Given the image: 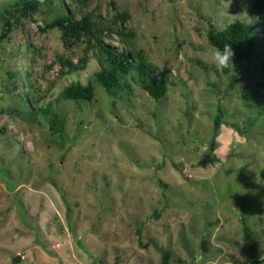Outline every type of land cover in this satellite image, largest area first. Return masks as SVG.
I'll use <instances>...</instances> for the list:
<instances>
[{"label":"rangeland","instance_id":"1","mask_svg":"<svg viewBox=\"0 0 264 264\" xmlns=\"http://www.w3.org/2000/svg\"><path fill=\"white\" fill-rule=\"evenodd\" d=\"M255 1L88 0L85 11L101 22L127 15L128 45L114 33L105 43L139 53L151 77L168 71L159 101L136 72L114 96L95 84L91 102L64 100L65 86L85 85L100 69L94 49L41 32L52 15L12 30L0 43V264H162L166 253L168 264H254L264 256V97H252L259 61L218 71L207 41L235 20L261 24ZM59 59L85 62L61 72ZM47 103L59 118L53 130L50 116L34 112Z\"/></svg>","mask_w":264,"mask_h":264},{"label":"trees","instance_id":"2","mask_svg":"<svg viewBox=\"0 0 264 264\" xmlns=\"http://www.w3.org/2000/svg\"><path fill=\"white\" fill-rule=\"evenodd\" d=\"M87 4L88 0H67L66 6L61 5L60 0H7L2 2L0 3V43L8 39L12 30L21 25L24 18L32 19L37 14L52 15V18L46 20L44 26L39 28L40 31L57 30L61 35L63 45L68 48L85 41L87 48L94 49L100 66V69L88 79L85 85L74 82L65 86L60 94L62 99L91 102L94 98L95 84L101 85L107 94L114 96L123 89L124 78L131 72H136L144 91L153 100L159 101L166 95L169 85H171L168 71H161L158 77H151L154 68L139 53L132 50L119 51L103 40L105 35L114 33L119 37L121 43L128 45L126 37H132V34L125 33L121 27L127 15L116 14L111 21L101 22L95 18L94 11H85ZM254 6L262 17L261 24L251 25L243 20H235L222 29L209 30L207 41L211 47L220 49L225 44H230L234 53L232 61H249L254 57L259 61L261 79L255 84L252 91V97L259 99L264 97V0H256ZM117 22H120L119 26H117ZM260 31L263 32L261 37H259ZM59 61L61 72L64 68H67L68 72L82 69L85 62L82 59H78L74 64L61 59ZM229 69L230 67L222 71L228 73ZM19 74L21 72L15 71L13 77H18ZM26 74L28 76L30 73ZM236 82V77H233L229 88H233ZM26 85L28 90L30 88L29 81H26ZM28 91L31 100L37 102L39 99L34 92ZM35 111L51 117L49 122L50 128L53 130L59 118L52 111V105L47 103L45 106L34 109ZM217 111L213 125L214 132L218 131L221 124L222 112L220 109ZM213 147L214 144H211V148ZM252 262L264 264V256L261 259H252ZM162 264H168L167 253Z\"/></svg>","mask_w":264,"mask_h":264},{"label":"clouds","instance_id":"3","mask_svg":"<svg viewBox=\"0 0 264 264\" xmlns=\"http://www.w3.org/2000/svg\"><path fill=\"white\" fill-rule=\"evenodd\" d=\"M234 53L230 44H225L222 49L214 48L212 53V62L218 71H222L232 64V57Z\"/></svg>","mask_w":264,"mask_h":264},{"label":"water","instance_id":"4","mask_svg":"<svg viewBox=\"0 0 264 264\" xmlns=\"http://www.w3.org/2000/svg\"><path fill=\"white\" fill-rule=\"evenodd\" d=\"M17 258H18V260H20L19 257H17Z\"/></svg>","mask_w":264,"mask_h":264}]
</instances>
